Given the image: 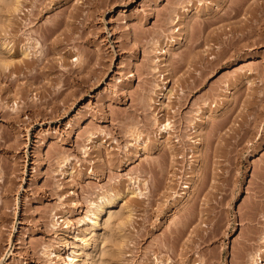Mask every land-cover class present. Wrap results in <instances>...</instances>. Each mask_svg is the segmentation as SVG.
I'll return each mask as SVG.
<instances>
[{
  "label": "rangeland",
  "instance_id": "1",
  "mask_svg": "<svg viewBox=\"0 0 264 264\" xmlns=\"http://www.w3.org/2000/svg\"><path fill=\"white\" fill-rule=\"evenodd\" d=\"M13 1L0 264H70L71 240L88 243L82 264H106L91 216L114 192L127 201L119 264L264 255V0Z\"/></svg>",
  "mask_w": 264,
  "mask_h": 264
},
{
  "label": "bare ground",
  "instance_id": "2",
  "mask_svg": "<svg viewBox=\"0 0 264 264\" xmlns=\"http://www.w3.org/2000/svg\"><path fill=\"white\" fill-rule=\"evenodd\" d=\"M14 4H15V2L13 0H0V24H1V22H5L7 20L8 14H9L8 11H10L13 8ZM2 44H5V43H2ZM9 63L10 62H8L6 59H4L3 57L0 56V69H6L9 66ZM157 86L159 87L158 84H157ZM162 87L163 86H161V89H162ZM166 90H167V88H166ZM169 92H170V90L167 92H163L161 94H162V96H167L169 94ZM168 97L171 98L169 95H168ZM158 104H161V103H158ZM172 128H173V124H172L171 120H167L166 122H163L160 125V129L165 131V132H170ZM193 141H195V140H193ZM196 181H197L196 178H194V180L192 179L191 182H188V184L186 185L187 191H185L184 194H186V195L188 194V192L190 191V189L193 185V182H196ZM137 182L138 181L136 179L133 181L134 184ZM126 192L128 194H131L132 196H136L138 194L143 193V191L141 189L131 188L130 186L127 188ZM124 193H119V192H114L112 194H106L105 193L101 197V199H104V202L103 203H96V207L92 209V216H91V219L93 221L91 224V226L93 228L92 230L94 231L95 227H97L99 225L101 226V229L103 230L99 236V237H101V240L97 243V246H96L97 253H98V255H100L99 258L102 261L103 260L106 261V264H119L120 260H121V247H122V241L123 240L121 238L120 232L118 231V228L120 227L121 219L124 216V212H125V211H123L124 207L127 205V201L124 197V195H125ZM115 206H117L118 209L115 212H111V211H113L112 209ZM104 212H106L105 216H103ZM256 213L258 214L257 211L255 212V214ZM114 217H116L117 220H115V222H114L115 225H113V226H115L117 228V232L114 229L115 231L112 230L108 233V231L110 230L109 228L112 226L111 223H113L112 218H114ZM257 218H258V216H257ZM191 221H192V219L188 218L185 221L184 226L185 227L188 226ZM67 233L68 232L65 233L66 235L65 234L63 235L64 238L67 236ZM259 235L257 237H259ZM255 236H253V237L251 236V238L254 239ZM261 239H262V237H261ZM87 244L88 243H85L84 240L82 241V244L77 243L76 240H71L69 242V244L67 243V247H68L69 252H72V251L77 252V254L75 255V257H77V260L74 261L71 259L70 264H82L83 261L80 262V257H82V256L89 257L90 256L89 253L86 251L87 249L85 248ZM108 245L110 246L109 249H107ZM260 248H258V249L260 250ZM256 251L257 252L255 254L254 253L252 255L249 254L251 256V260L248 258L250 260V263H248V264H264V255L261 253V251L260 252L258 250H256ZM50 253L52 254V256H55V257L59 255V253L53 252V251H51ZM69 257H70V254H69ZM85 257H84V259H85ZM88 259H91V258H88ZM95 262H97V261H95ZM246 262H248V261H246Z\"/></svg>",
  "mask_w": 264,
  "mask_h": 264
}]
</instances>
